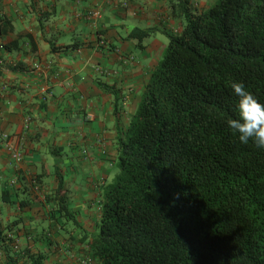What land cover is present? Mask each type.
<instances>
[{"label": "trees", "instance_id": "1", "mask_svg": "<svg viewBox=\"0 0 264 264\" xmlns=\"http://www.w3.org/2000/svg\"><path fill=\"white\" fill-rule=\"evenodd\" d=\"M167 1L184 26L163 31L164 54L118 140L98 228L82 240L99 264H264V148L227 126L238 115L232 82L264 103V0H217L203 11ZM10 195L3 189V200ZM59 204L74 217L66 199ZM20 221L0 218V264H46L48 240L36 251L19 244Z\"/></svg>", "mask_w": 264, "mask_h": 264}, {"label": "crops", "instance_id": "2", "mask_svg": "<svg viewBox=\"0 0 264 264\" xmlns=\"http://www.w3.org/2000/svg\"><path fill=\"white\" fill-rule=\"evenodd\" d=\"M216 1L189 3L203 11ZM93 8L101 18H86ZM0 18V218L21 219L23 246L48 240L46 264H99L82 235L98 228L163 31H181L184 19L167 0H0ZM147 27L160 29L155 39L132 37ZM62 197L74 217L62 215Z\"/></svg>", "mask_w": 264, "mask_h": 264}, {"label": "clouds", "instance_id": "3", "mask_svg": "<svg viewBox=\"0 0 264 264\" xmlns=\"http://www.w3.org/2000/svg\"><path fill=\"white\" fill-rule=\"evenodd\" d=\"M231 89L239 98L236 106L238 115L227 120L228 128L242 144L251 140L258 148H264V103L259 102L242 82H232Z\"/></svg>", "mask_w": 264, "mask_h": 264}, {"label": "built area", "instance_id": "4", "mask_svg": "<svg viewBox=\"0 0 264 264\" xmlns=\"http://www.w3.org/2000/svg\"><path fill=\"white\" fill-rule=\"evenodd\" d=\"M85 16H87L86 18H89V19H99L102 17V11L99 8H93V9L88 10L85 13ZM8 137H9L8 134L4 135L5 139H8ZM14 157L17 159H21V153L19 151H16L14 153Z\"/></svg>", "mask_w": 264, "mask_h": 264}, {"label": "rangeland", "instance_id": "5", "mask_svg": "<svg viewBox=\"0 0 264 264\" xmlns=\"http://www.w3.org/2000/svg\"><path fill=\"white\" fill-rule=\"evenodd\" d=\"M152 39H155L153 36H151V37H148V40H152ZM158 40H160V39H158ZM165 42H166V44L165 45H167V38H166V40H165ZM164 42V43H165ZM164 51H165V48L163 49H159V53L158 54H160V56H162L163 54H164ZM114 170V173H118L119 172V168H118V166L116 165V167L114 168H112V171Z\"/></svg>", "mask_w": 264, "mask_h": 264}]
</instances>
